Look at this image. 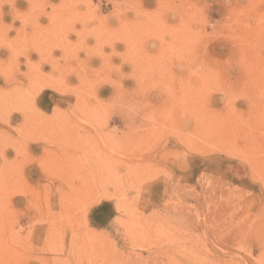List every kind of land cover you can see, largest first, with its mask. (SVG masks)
Here are the masks:
<instances>
[{
    "label": "rangeland",
    "instance_id": "374dc122",
    "mask_svg": "<svg viewBox=\"0 0 264 264\" xmlns=\"http://www.w3.org/2000/svg\"><path fill=\"white\" fill-rule=\"evenodd\" d=\"M71 2L2 3L0 264H264V0Z\"/></svg>",
    "mask_w": 264,
    "mask_h": 264
},
{
    "label": "bare ground",
    "instance_id": "6f19581e",
    "mask_svg": "<svg viewBox=\"0 0 264 264\" xmlns=\"http://www.w3.org/2000/svg\"><path fill=\"white\" fill-rule=\"evenodd\" d=\"M8 0H0V73H1V79H0V83H1V87H0V111L1 110H9L8 108H14L15 106H18L19 105V37H14V38H7V34L6 33V24H5V21H4V16H2L3 14H5V12H3V10L5 9H2L3 8V5L2 3L4 4L5 2H7ZM39 1V0H38ZM66 1V0H65ZM71 2V0H69ZM43 2V1H42ZM63 2V1H62ZM75 2V1H74ZM32 3V2H31ZM37 3V2H36ZM39 3V2H38ZM37 3V4H38ZM66 3V2H65ZM63 3V4H65ZM68 3V2H67ZM66 3V4H67ZM72 3V2H71ZM33 4V3H32ZM44 3H42L43 5ZM62 4V5H63ZM74 5V4H72ZM60 6V5H59ZM57 8L58 11L57 12V15L56 17H52L51 19H49L48 23H41L40 21L39 22H34L33 24V27L34 28H38V29H44V30H49L50 27L52 26H56L57 24L60 26L62 25V29H63V32L65 33V39L62 37L63 35V32L60 34V35H57V33L55 34V36L57 38L56 41H54L52 38H47L45 41L43 42H40V43H37L35 46L38 47L42 53L44 52H47L52 50L51 47L53 48V46H56V47H59L60 51H61V58H59L58 60H61V61H64V62H67V63H72L73 61V58L69 55L68 52V48L71 44H73L69 38V31H76L77 34L79 33L80 35L82 33H84V31H87L86 30V26L85 25H82L80 29H77V25L75 23L77 17H79V13H80V10L79 8L75 5V8H70V9H67L68 7V4L66 5V8L64 7H59ZM70 7V6H69ZM88 8V7H87ZM37 9V8H36ZM55 9V8H54ZM34 11V10H33ZM37 11V10H36ZM45 11V10H44ZM54 11V10H53ZM40 12V11H39ZM38 12V13H39ZM3 13V14H2ZM83 13V12H82ZM49 14V13H48ZM6 15V14H5ZM41 15V14H40ZM39 15V16H40ZM79 15V16H78ZM96 15V14H95ZM91 16V15H89ZM49 18V17H48ZM41 19V18H40ZM80 19V18H79ZM78 21V20H77ZM82 19H80V23ZM33 22V21H32ZM101 22V21H100ZM57 23V24H55ZM102 23V22H101ZM53 24V25H52ZM84 24V22H83ZM14 26V25H13ZM94 27V26H93ZM33 28V29H34ZM53 28V27H52ZM95 28V27H94ZM17 31L19 30V28H16ZM71 29V30H70ZM91 29L90 28V32H91ZM94 30V29H93ZM97 29H95L96 31ZM99 31V30H98ZM101 32V31H100ZM96 33L98 34V32L96 31ZM100 37V34H98ZM47 36V35H46ZM59 36V37H58ZM78 37L81 38V36L78 35ZM85 37V36H84ZM96 38V37H95ZM96 38V39H97ZM40 39V38H39ZM82 39V38H81ZM95 39V40H96ZM41 40V39H40ZM67 40V41H65ZM98 40V39H97ZM65 41V42H64ZM82 41V40H81ZM100 41V40H99ZM80 42V40L78 41ZM83 42V41H82ZM83 44V43H82ZM82 44H78L80 45V47L82 46ZM99 44V43H98ZM75 45V43L73 44V46ZM86 45V44H85ZM72 46V45H71ZM76 46V45H75ZM127 46V45H126ZM82 48V47H81ZM94 48V46H93ZM6 49V51L4 50ZM78 49V47H77ZM80 49V48H79ZM9 50V53L8 55L10 56L9 59H11V61H8V64L13 62L14 64H11V69L9 70L7 68V65H6V60L7 58L6 55H7V51ZM46 50V51H45ZM15 54V55H14ZM79 55H77L74 59L77 60L79 63H83L84 60L82 59H79ZM45 96V95H44ZM46 102H48L49 98L53 99V100H57L55 96L51 95V94H48L46 95ZM44 99V98H43ZM11 111V110H9ZM13 111V110H12ZM16 111V110H15ZM8 112V111H6ZM17 112V111H16ZM19 113V112H17ZM13 115V114H12ZM19 116V115H18ZM2 117V116H0ZM8 117H9V113H8ZM3 118V117H2ZM7 118V116H6ZM11 118V117H10ZM1 119V118H0ZM12 120V119H11ZM39 120V119H38ZM3 121V120H2ZM10 121V120H9ZM14 121V120H13ZM16 122V121H14ZM75 123V122H74ZM9 124V122H8ZM16 125V124H15ZM75 125V124H74ZM47 127V126H46ZM6 128V127H5ZM12 128V127H11ZM17 128V127H16ZM60 128V127H59ZM7 129V128H6ZM46 129V128H45ZM78 129V128H77ZM3 130V129H2ZM0 130V132H4ZM10 130V129H9ZM71 130V129H70ZM69 130V131H70ZM14 131V130H13ZM8 132V131H7ZM16 133H18L17 131H15ZM64 132V131H63ZM15 133V134H16ZM48 133V132H47ZM70 133V132H68ZM67 133V134H68ZM13 134V133H12ZM7 135V134H6ZM10 135V133H9ZM49 135V134H48ZM69 135V134H68ZM67 135V137H68ZM42 136V135H41ZM57 136V135H56ZM10 137V136H8ZM13 136H11L12 138ZM64 137V136H63ZM66 137V138H67ZM89 137V136H88ZM61 138V137H59ZM110 138V137H109ZM39 138H37L38 140ZM62 139V138H61ZM81 139V138H80ZM84 139V138H83ZM54 140V139H53ZM57 141V140H56ZM44 142H46L44 140ZM50 142H53L52 140ZM78 142H79V138H78ZM77 142V143H78ZM43 143V142H41ZM60 143V142H59ZM63 143V142H62ZM64 143H65V140H64ZM63 143V144H64ZM4 145L6 143H3ZM75 144V143H73ZM2 146V145H1ZM68 146V145H66ZM72 146V145H71ZM77 146V145H76ZM80 146V145H79ZM77 146V148L75 147V151H77V153H79V151L77 149H79ZM70 147V146H69ZM74 147V146H73ZM60 148V147H59ZM62 149V148H61ZM3 150V148H2ZM4 152V151H2ZM38 152V151H37ZM15 154V153H14ZM37 154V153H36ZM62 154V153H61ZM1 155V154H0ZM63 155V154H62ZM78 156V155H77ZM75 156V157H77ZM1 157V156H0ZM80 157V156H79ZM7 158V157H6ZM70 159V157H69ZM71 160V159H70ZM74 161V160H73ZM19 175V174H18ZM3 189V188H2ZM5 189V188H4ZM3 189V190H4ZM48 205V204H47ZM7 231V230H6ZM10 237V236H9ZM7 241V240H6ZM17 262V261H16Z\"/></svg>",
    "mask_w": 264,
    "mask_h": 264
},
{
    "label": "crops",
    "instance_id": "0c3cea01",
    "mask_svg": "<svg viewBox=\"0 0 264 264\" xmlns=\"http://www.w3.org/2000/svg\"><path fill=\"white\" fill-rule=\"evenodd\" d=\"M46 98H47V97H46V95H45V96H44V100H46Z\"/></svg>",
    "mask_w": 264,
    "mask_h": 264
}]
</instances>
